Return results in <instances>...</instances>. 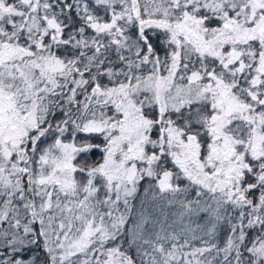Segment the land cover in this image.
<instances>
[{
    "label": "snow or ice",
    "instance_id": "obj_1",
    "mask_svg": "<svg viewBox=\"0 0 264 264\" xmlns=\"http://www.w3.org/2000/svg\"><path fill=\"white\" fill-rule=\"evenodd\" d=\"M0 264H264V0H0Z\"/></svg>",
    "mask_w": 264,
    "mask_h": 264
}]
</instances>
